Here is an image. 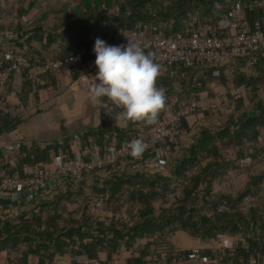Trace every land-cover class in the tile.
Returning a JSON list of instances; mask_svg holds the SVG:
<instances>
[{
    "label": "trees",
    "instance_id": "trees-1",
    "mask_svg": "<svg viewBox=\"0 0 264 264\" xmlns=\"http://www.w3.org/2000/svg\"><path fill=\"white\" fill-rule=\"evenodd\" d=\"M247 1L79 0L48 14L52 22L42 16L25 29L12 31L1 25L0 32H11L7 41L13 49L21 50L32 64H40L73 55L96 38H112L126 29L155 26L164 36L187 35L193 25L216 23L233 3ZM262 14L261 10L249 13V22ZM94 60L83 57L76 64L79 69ZM246 64L237 56L223 66L175 67L158 78L166 103L173 93L194 99L207 93V101L192 113L194 122L180 121L183 139L157 147L163 151L164 167L147 168L145 162L153 156L147 152L141 159L128 157L103 169L70 174L48 192L22 196L13 203L0 201V250L17 251L19 263L29 259L52 264L56 258L84 257L90 264H104L100 254L111 262L123 249L131 252L125 264H174L177 257L180 264H195L185 258L188 250L171 243V237L182 232L213 245L220 236L235 237L233 251L204 249V255L220 264H245L263 254L264 203L258 201L260 190H255L261 177L249 176L237 193L215 189L238 162L264 157V57L258 56L254 74ZM230 67L234 72L229 75ZM21 73L32 80L26 70ZM103 99L102 123L83 134L85 147L103 150L113 140L120 147L135 138L139 126L151 128L164 110L154 123L125 120L126 126L119 128L114 121L122 110H109L107 98ZM168 105L176 109L181 102ZM19 121L0 118V136ZM14 152L12 165H0L1 173L8 176H22L26 168L39 164L48 172L54 157L73 158L69 141L43 147L19 144ZM163 254L166 257L161 259Z\"/></svg>",
    "mask_w": 264,
    "mask_h": 264
},
{
    "label": "built area",
    "instance_id": "built-area-1",
    "mask_svg": "<svg viewBox=\"0 0 264 264\" xmlns=\"http://www.w3.org/2000/svg\"><path fill=\"white\" fill-rule=\"evenodd\" d=\"M255 10H261L263 14L260 19L256 18L249 22L248 15ZM9 36L8 32H0L1 89L7 87L13 73L26 70L32 80H36L47 74L56 75L62 69L74 66L83 57L95 58L93 44L88 48H79L73 55L64 58L32 64L20 52L2 48L6 45L5 39ZM101 39L109 45L126 46L128 42L138 43L146 53L152 55L156 63L161 65L159 78L165 77L171 70H175V67L205 64L223 66L230 58L237 56L245 58L246 68L249 72H253V68L258 64V56L264 57V51H261L264 46V0L235 2L216 23L193 25L187 35L164 36L157 27L144 26L137 31L121 30L112 38ZM94 61L92 66L97 71ZM5 63L6 65L3 66ZM233 72V67L226 70L229 75ZM173 73L175 74V71ZM199 106L201 102L195 100L186 102L176 109L165 105L162 116L151 128L146 129L144 126H139L135 138L123 143L120 147H117L113 140L103 150L92 145L85 147L70 159L62 156L54 157L53 168L48 172L42 164L25 169L22 176L17 174L8 176L0 172V201H17L22 196L32 197L40 192H48L70 174L80 175L83 172L103 169L128 157L141 159L147 152H152L153 156L145 162V166L151 170L162 169L165 165L163 151L157 147L165 143H175L181 135L180 121L188 118ZM107 107L109 110H122L110 101ZM136 139L141 140L144 145V150L139 156L131 154L130 143ZM18 146L19 144L10 145L7 150L14 152ZM203 251V248L194 247L188 250L185 258L195 264H220L219 261L215 262L204 255ZM165 257L163 254L161 259ZM180 262L181 257L173 259L174 264H180ZM245 264H264V252L250 257Z\"/></svg>",
    "mask_w": 264,
    "mask_h": 264
},
{
    "label": "crops",
    "instance_id": "crops-1",
    "mask_svg": "<svg viewBox=\"0 0 264 264\" xmlns=\"http://www.w3.org/2000/svg\"><path fill=\"white\" fill-rule=\"evenodd\" d=\"M78 1L0 0V26L13 31L15 28L25 29L30 25L37 24L41 21L42 16H47L50 21L51 16L49 17L48 14L58 11L64 4L73 6ZM21 10H28V12L22 14ZM8 33L11 35V32ZM5 44L2 48L23 53L18 48L13 49V45L8 43L7 39H5ZM96 72L92 63L82 65L79 69L75 64L62 69L54 76H41L34 82L29 81V78L27 79L21 72L14 73L7 87L0 88V118L11 122L14 119L20 121L13 130L4 132L0 136V154L3 157L0 165L13 164V161L6 159V152H8V146L16 144H23L27 147L36 143L43 147L69 141L72 156L79 154L85 148L81 141L83 134L90 128H98L104 117L100 111L101 103L93 102L90 95L92 79ZM203 96H206L205 100H207V93L200 94V100L203 99ZM185 120L192 124L195 119L190 114ZM114 122L115 126L119 128H124L127 124L126 121L118 117ZM9 201L14 202V200ZM209 245L212 246V251L219 249L216 248V245ZM123 251V249L119 251L111 262H105V254H100L99 259L104 264H125L124 261L130 257L131 252L124 251L125 253H122ZM122 254L124 255L122 260L118 261V257ZM18 256L17 251L0 250V264H48L45 261L38 262L37 260L31 263L29 259L19 263L16 260ZM52 264L90 263L84 257L75 259L65 257L56 258Z\"/></svg>",
    "mask_w": 264,
    "mask_h": 264
},
{
    "label": "clouds",
    "instance_id": "clouds-1",
    "mask_svg": "<svg viewBox=\"0 0 264 264\" xmlns=\"http://www.w3.org/2000/svg\"><path fill=\"white\" fill-rule=\"evenodd\" d=\"M93 52L97 69L90 88L93 102L103 103L107 98L122 109L119 118L154 123L166 105L165 90L157 86L161 65L138 43L109 45L96 38ZM130 148L133 156H139L144 145L136 139Z\"/></svg>",
    "mask_w": 264,
    "mask_h": 264
},
{
    "label": "rangeland",
    "instance_id": "rangeland-1",
    "mask_svg": "<svg viewBox=\"0 0 264 264\" xmlns=\"http://www.w3.org/2000/svg\"><path fill=\"white\" fill-rule=\"evenodd\" d=\"M51 18L53 17L51 16ZM23 51L25 52V50ZM219 93H220V96H223L224 90L219 89ZM199 98L200 96L198 97V99H194L193 96L188 97L187 95H184V94L178 95L177 93H173L172 95L169 96L167 102L175 103L179 101L181 102V105H182V104H185L186 102L187 103L191 102L192 100L200 101L202 103H205L207 101L205 100L206 96H203L202 97L203 99L201 100ZM169 103H166V105H168ZM171 109H175V108H173L172 106ZM122 120L125 121L124 119ZM151 126L152 125H149V127ZM261 137L264 140V133L262 134ZM179 139H183V137L179 135V138H177L176 141H178ZM74 149L76 150V148ZM7 151L8 152H6V159H9V161H13L15 159V152H11L9 150ZM52 168H53V164H51V166L49 167V170H51ZM262 172H264V157H262L261 159H254V160L245 159L243 161L238 162L235 169L229 175H227L224 178H221V180L218 181L219 183L215 184V189L218 191L221 190L222 192L229 193V192L234 191V193H237L240 188H243L249 176H260L261 181L257 182L255 190H260V193L258 191V196H257L258 201L264 203V176H261ZM246 204L249 205L250 203L247 202ZM246 204L244 203L243 207H246L245 206ZM171 243H173V246L179 250H190L194 247H199L205 250L212 251V246L210 247L209 245L210 243L205 242V241L203 242L199 239H192L182 232L177 233L176 235L171 237ZM215 245H216V248H220L221 251L224 249H233L234 245H236V238L231 237V236H228V237L220 236L217 242L215 243ZM213 251H216V250L213 249ZM122 253H125V252L123 251ZM123 256H124L123 254L120 255L117 260L121 261Z\"/></svg>",
    "mask_w": 264,
    "mask_h": 264
}]
</instances>
